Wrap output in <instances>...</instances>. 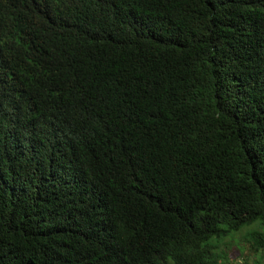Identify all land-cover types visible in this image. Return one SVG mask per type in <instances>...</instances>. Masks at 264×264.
Here are the masks:
<instances>
[{
  "label": "trees",
  "instance_id": "trees-1",
  "mask_svg": "<svg viewBox=\"0 0 264 264\" xmlns=\"http://www.w3.org/2000/svg\"><path fill=\"white\" fill-rule=\"evenodd\" d=\"M231 242L264 260V0H0V264Z\"/></svg>",
  "mask_w": 264,
  "mask_h": 264
},
{
  "label": "rangeland",
  "instance_id": "rangeland-1",
  "mask_svg": "<svg viewBox=\"0 0 264 264\" xmlns=\"http://www.w3.org/2000/svg\"><path fill=\"white\" fill-rule=\"evenodd\" d=\"M242 237V234H239ZM237 238H239L237 236ZM242 247V248H241ZM243 250L241 252V250ZM261 253H254L251 252L249 245L244 242H240V246L234 245L233 242L230 243L229 250H228V258L233 262H243L246 258L247 264H264V260L259 259Z\"/></svg>",
  "mask_w": 264,
  "mask_h": 264
}]
</instances>
